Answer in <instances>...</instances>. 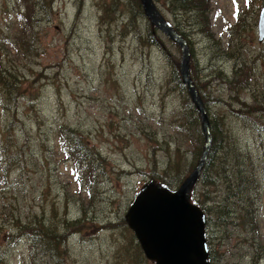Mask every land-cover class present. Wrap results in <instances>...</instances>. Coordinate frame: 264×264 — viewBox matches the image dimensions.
Returning a JSON list of instances; mask_svg holds the SVG:
<instances>
[{
    "label": "rangeland",
    "instance_id": "1",
    "mask_svg": "<svg viewBox=\"0 0 264 264\" xmlns=\"http://www.w3.org/2000/svg\"><path fill=\"white\" fill-rule=\"evenodd\" d=\"M128 1L0 0V264H33L29 238L31 230L46 229L43 221L57 231L71 223L63 232L66 252L43 248L38 264H154L126 214L151 179L190 177L207 139L176 81L181 48L151 29L136 0ZM263 8L264 0H213L204 33L185 21L179 30L190 50V75L217 123L214 145L229 153L217 154L212 184L202 179L191 196L206 215L219 201L235 208L231 223L206 222L211 264H264V118L247 124L233 114L240 106L222 78L233 81L238 56L244 75L248 63L264 75ZM21 38L26 45L18 47ZM243 99L253 105L247 93ZM62 127L83 137L95 160L90 176L68 159ZM239 169L250 178L242 197L226 190L227 177L236 181ZM248 210L254 231L237 221Z\"/></svg>",
    "mask_w": 264,
    "mask_h": 264
},
{
    "label": "trees",
    "instance_id": "2",
    "mask_svg": "<svg viewBox=\"0 0 264 264\" xmlns=\"http://www.w3.org/2000/svg\"><path fill=\"white\" fill-rule=\"evenodd\" d=\"M132 1L133 0H129L128 3L131 5ZM136 1H137V4H136L135 9L137 11H140L139 12L140 15L146 19L147 24L151 27V29L153 31L154 30L157 31L158 29L152 24V22L149 19L146 18L147 16H146L145 11L143 9L141 0H136ZM154 2L157 5L162 4L164 11L168 12L170 15H172L175 18V20H176L175 25H171L170 23L169 24L172 27H174L178 33H180L179 30L182 27V25H184V21L189 23V26L193 27L195 29V31L201 30L202 33H204L205 29L209 28L210 15L213 12L212 11L213 0H154ZM21 32H23V31L21 30ZM199 33H201V32H199ZM180 35L183 38L185 37V35L183 33H180ZM150 38H152V31L150 32ZM16 42H17L18 47H20L22 45H26V43L24 42V40H22V38L19 41H17V39H16ZM233 47L234 46L232 45V48ZM239 47H243V46L240 44L236 47V49H238ZM240 55H242V54L240 53ZM234 62H235V64H234V79H233V81L228 80V78L223 76L221 73H220V76H223L222 77L223 80H226L225 83L229 85L228 88L231 90L230 91L231 95L229 96V98L240 106L239 110L236 111L237 113L233 110L231 112L233 114H236L238 117H240L244 123L251 124L252 120L256 121V120H260V119L264 118V75L258 76L257 72H256V68L254 67V65L249 64V63H248V65L250 67V68H248L249 73H248V75H244L242 72L246 71L247 66H246V63L242 59L241 56L234 58ZM190 74H191V70H190ZM8 76L10 78H12L10 75H8ZM241 76L244 77V83L238 82V84H236L235 79L240 78ZM191 78H192V76H191ZM176 81L178 82L179 87L182 90V94L186 93L187 97L191 101L187 109H188L189 114L195 118L194 125L198 126L201 123V130L203 131V122H202L201 114L198 111L196 105L194 104V102L191 98L188 87L184 84L183 77L181 74V69H180V76L179 75L177 76ZM192 81H193L194 86L197 89L198 93L200 94V96L203 100V103L206 107V110H207V100L205 98H203V96L201 94V90L193 78H192ZM4 86L9 87L10 84L5 83ZM244 93H247L249 95L250 100H252V102H253V105L247 103L243 99ZM209 121H210L211 128L215 127L216 133L212 132L213 142H212L211 148L209 150L207 160H206V162H205V164H204V166H203V168L199 174L198 180L196 181V183L192 186V188L190 190V194H189L190 202H192V200H193V197H191L192 193L194 191L193 189L199 181H201L204 178L205 179L208 178L209 179L208 184H212L211 183L212 180H210L208 175L213 174L215 172L214 171V170H216L215 164L218 161H220V158L217 157V154H221L223 151H224L223 153H225V155L228 153V151L225 150V148H221L219 146L220 144L216 143L214 145V139H216V137H218V131H217V125H216L217 123L215 121L211 122L210 118H209ZM185 127H186V125H185ZM253 128H256L258 130H262L261 128H258L256 126H253ZM60 133H62V139L65 140L64 143L66 144V142H68L69 145H71V148H68V151H67L68 159L73 160L76 163V166L82 167V169H85L87 177L90 176V173L92 174L93 171L96 170V169L91 168L92 164L94 163L95 160L93 158H90L89 155H87L88 149L85 148V145H84L85 142L83 140V137L78 136L77 131L70 129L69 127H67V129H65V127H62L59 134ZM221 135H222V131L220 129V136ZM203 136H204V134H203ZM204 138H206V137L204 136ZM231 147H233L235 149V144L232 145ZM179 149H180V147L177 148V150H179ZM220 164H221V162H220ZM169 165L170 166L172 165V160L169 161ZM196 168L193 170V172L196 170ZM89 170H90V173H89ZM221 170H222V168L220 166V171ZM78 172H80V169L78 170ZM236 172H237L235 174V176L237 177L236 181L232 180V177H231V179L229 177H227L226 190L229 192V194H233V195L236 194V195H239L240 197H242L243 194L247 195V193L250 190V187L248 186V183H249L248 180L250 178L246 179L245 170L242 171L241 169H239V170H236ZM187 178H189V177L184 178L183 176L182 177L180 176L179 178H176V177H173V175H170L168 177L167 174H164L159 179H156V180L151 179L152 181H150V182L153 184L154 187H167L170 191L171 190L173 191L174 187L180 188L184 184V182L187 180ZM81 188L83 189L84 187L81 186ZM89 193L92 194V189L90 190ZM249 196L252 197L251 192H250ZM194 204L197 205L205 213V209L200 207L198 205V203L195 202ZM217 204H218V206L214 205L209 210V213H207L208 219H207V215L205 213L206 222H207L208 227L210 225H214L216 227H219L223 224H227V223L232 222L231 221V219H232L231 214H233L235 211L234 206L231 203H228V204L226 203V205L223 209V206L220 204V201L217 202ZM212 215H215L217 218H215V217L211 218ZM237 221H238L239 225H242L246 228L248 227L253 231L255 230V225H256L255 217H254V214L250 213L249 210L243 211V212L239 211V218H237ZM126 222H127V220H126ZM69 223H71V222L67 221L65 223V228L61 231H57V229L54 227L55 224L53 222H51L48 226H45L44 221H43V227H45L46 229L31 230L32 234H30L29 240L32 242V245H33L32 246L33 264H38V259H37L36 253L39 250L44 251L43 248H48L49 250H51L52 252H55L56 254H58L60 256L66 252L63 232L67 230ZM77 224L78 223H76V225ZM26 227L27 226L21 227V228H26ZM207 245H208V243H207Z\"/></svg>",
    "mask_w": 264,
    "mask_h": 264
},
{
    "label": "water",
    "instance_id": "3",
    "mask_svg": "<svg viewBox=\"0 0 264 264\" xmlns=\"http://www.w3.org/2000/svg\"><path fill=\"white\" fill-rule=\"evenodd\" d=\"M141 1L152 24L181 48V74L201 114L207 143L196 170L178 190L170 191L167 187L147 184L130 207L126 220L146 257L156 264H211L206 215L189 199L190 190L207 160L212 143L209 116L190 75V50L186 40L165 20L153 0ZM259 40L264 41V8L259 22Z\"/></svg>",
    "mask_w": 264,
    "mask_h": 264
},
{
    "label": "bare ground",
    "instance_id": "4",
    "mask_svg": "<svg viewBox=\"0 0 264 264\" xmlns=\"http://www.w3.org/2000/svg\"><path fill=\"white\" fill-rule=\"evenodd\" d=\"M154 1V0H153ZM142 2V1H141ZM155 3V2H154ZM155 5L157 6V4L155 3ZM142 6H143V4H142ZM157 8H158V6H157ZM144 9V8H143ZM159 9V8H158ZM160 11V10H159ZM161 12V11H160ZM146 14V13H145ZM163 15V14H162ZM163 17H164V15H163ZM169 23V22H168ZM180 34V33H179ZM215 77V76H214ZM207 239V238H206ZM208 246V245H207Z\"/></svg>",
    "mask_w": 264,
    "mask_h": 264
},
{
    "label": "flooded vegetation",
    "instance_id": "5",
    "mask_svg": "<svg viewBox=\"0 0 264 264\" xmlns=\"http://www.w3.org/2000/svg\"><path fill=\"white\" fill-rule=\"evenodd\" d=\"M143 251V250H142ZM144 253V252H143ZM153 263V262H152Z\"/></svg>",
    "mask_w": 264,
    "mask_h": 264
}]
</instances>
